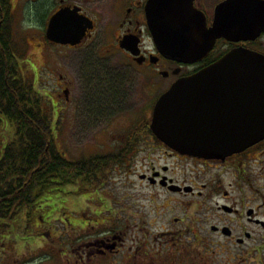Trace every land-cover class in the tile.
I'll return each mask as SVG.
<instances>
[{
    "label": "flooded vegetation",
    "instance_id": "af4514ba",
    "mask_svg": "<svg viewBox=\"0 0 264 264\" xmlns=\"http://www.w3.org/2000/svg\"><path fill=\"white\" fill-rule=\"evenodd\" d=\"M226 1L193 0L194 12L202 16L207 31L215 26L217 8ZM148 2L0 0L1 54L24 57L25 47L22 49L18 43L15 47V32L18 28L31 29L36 32L31 40L38 38L34 46L41 54L72 53L79 58L71 76L61 74L57 81L73 110L83 104L85 117H140L144 122L142 128L115 136L111 162H93L88 170L92 186H81L79 181L69 187L68 216L63 218L69 227L65 225L70 232L81 227L88 236L83 242H72L73 254L82 264H119L114 262L117 256L133 252L127 241L129 232L137 234L148 228L147 224L154 226L163 221L168 224L160 233L166 237L165 245L189 249L182 255L192 263L200 260L202 264V257H206L203 252L212 250L211 241L217 236L224 239L221 246L225 264H250L257 257L264 264V139L225 158H202L170 148L150 128L156 102L178 79L235 50L264 55V30L247 38V32L239 31L245 26L243 21L233 28L236 33L230 38H217L202 61L179 63L164 57L157 48L148 21ZM60 12L73 16L85 27L78 44H59L49 39L50 21ZM224 22H220L223 32L232 30L226 19ZM196 23L189 27L190 32H197ZM247 30L250 32V25ZM81 201L94 208L92 213L89 208L78 209ZM123 216L129 218L126 225ZM53 220H42L41 230L53 229ZM91 228L95 229L93 236ZM252 241L255 243L251 248H243ZM133 245L137 246L136 242ZM137 247L139 251L141 247Z\"/></svg>",
    "mask_w": 264,
    "mask_h": 264
},
{
    "label": "water",
    "instance_id": "95a60500",
    "mask_svg": "<svg viewBox=\"0 0 264 264\" xmlns=\"http://www.w3.org/2000/svg\"><path fill=\"white\" fill-rule=\"evenodd\" d=\"M66 13V12H65ZM64 12L50 21L48 37L59 44H78L85 32L82 22ZM148 21L159 51L177 62L204 59L217 38L233 35V28L247 38L264 30L263 0H228L217 10L209 31L202 16L192 21L193 0H149ZM224 19L232 30L225 33ZM197 23V32L189 27ZM202 22L200 23V21ZM251 26L250 32L247 30ZM224 115L225 117H200ZM151 129L170 148L202 158H225L264 139V56L233 51L199 72L179 79L157 101Z\"/></svg>",
    "mask_w": 264,
    "mask_h": 264
},
{
    "label": "rangeland",
    "instance_id": "374dc122",
    "mask_svg": "<svg viewBox=\"0 0 264 264\" xmlns=\"http://www.w3.org/2000/svg\"><path fill=\"white\" fill-rule=\"evenodd\" d=\"M32 36L35 37L36 32L31 29L18 28V31L15 32V37H17L14 39L15 47L18 48L21 45L22 49L24 47L26 49L22 51L24 57H16L21 70L19 78L33 86V95L34 98L40 100L42 113L52 118L51 124L55 125V144L65 158L78 161L83 158L108 157L111 155L110 153L115 151L116 135L131 129L142 128L144 122L140 117H85L83 104L74 106V111L69 103H66L62 88L58 87L57 81L60 80L61 74L71 76L72 69L79 64V58L72 53L63 54L59 52L56 55L54 52L47 51V54H41L35 48L38 38L32 41ZM51 69L52 71L58 70V74L54 71L56 78L54 74L50 73ZM85 82L83 80L82 84L84 85ZM122 109H126V107H122ZM1 126L3 131H1ZM3 136H5L6 141L15 136V129L8 121L0 124V140ZM102 193L105 196L103 190ZM67 196V193L62 194L61 199H66ZM37 203L36 208L41 206L39 201ZM50 203L52 204L53 201ZM54 206L56 211L60 210V213L56 215L54 220L52 218L53 229L48 231L50 235L46 236L45 239L41 240L43 237L40 236L35 237L37 235L35 232L40 224L35 212L27 218L22 216L19 223L0 230V264H82L79 256L73 254L72 242L77 243L83 239L86 240L87 231L84 233L80 227V230L70 232L63 219L68 216L66 204L58 200ZM69 207L70 204L67 203L68 210ZM71 208L73 209V206ZM87 208L91 213L94 210L87 201H81L78 209ZM43 210H46L45 206ZM127 217L123 216L124 225L128 224L129 218ZM7 222L10 226V221ZM167 225L166 222L158 221L154 226L147 224L148 228L139 231L137 234L132 233V231L129 232L127 241L129 245L133 246V252L132 254H120L114 262L119 264H196V260L192 263V259L182 255L184 251L188 253L189 249L184 250L183 247L175 249L165 245L166 237L163 238L160 233L163 231L162 227ZM94 232L95 229L91 228L90 236H93ZM41 233L45 235L47 230H41ZM51 236H54L53 241ZM134 242L141 247L139 251L138 247L133 245ZM211 242L213 248L208 254L203 252L206 257H202V264H225L223 261H226V258L223 256L224 250L221 246L224 239L214 236V240ZM254 243L255 241H252L243 248H251ZM124 250H127V247ZM252 258L250 256V259ZM199 261L197 264H200ZM89 264H93V262ZM250 264L263 263L257 257V260H253Z\"/></svg>",
    "mask_w": 264,
    "mask_h": 264
},
{
    "label": "trees",
    "instance_id": "16d2710c",
    "mask_svg": "<svg viewBox=\"0 0 264 264\" xmlns=\"http://www.w3.org/2000/svg\"><path fill=\"white\" fill-rule=\"evenodd\" d=\"M17 61L0 53V122L8 121L15 129L13 139L6 141L3 136L0 141V230L34 212L40 224L56 217L60 210L56 211L55 202L66 204L67 198L61 199L62 194L68 195L71 185L80 181L81 186H92L88 170L94 166L93 162L112 161L110 156L71 161L58 151L52 118L42 113L33 86L19 78ZM38 201L41 206L36 208ZM44 206L46 210H42ZM40 224L35 237H43L42 240L50 233L47 230L42 235ZM51 238L53 241L54 236Z\"/></svg>",
    "mask_w": 264,
    "mask_h": 264
}]
</instances>
